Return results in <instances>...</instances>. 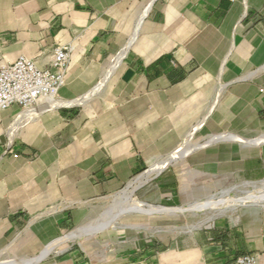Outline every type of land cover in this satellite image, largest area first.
I'll use <instances>...</instances> for the list:
<instances>
[{
    "label": "rangeland",
    "instance_id": "rangeland-1",
    "mask_svg": "<svg viewBox=\"0 0 264 264\" xmlns=\"http://www.w3.org/2000/svg\"><path fill=\"white\" fill-rule=\"evenodd\" d=\"M158 3L152 11L164 8ZM141 7H134L124 28L113 34L126 37L118 46L128 41ZM261 31L252 49L243 47L244 35L240 47L229 55L230 45L227 41L218 45V33L211 28L182 20L168 23L163 13L155 17L151 12L137 42L182 39L185 44L179 47L189 48L198 61L195 86L182 96L178 93L175 105L164 106L138 95L120 74L102 85V73L89 69L80 70L70 82L68 73L62 90L68 99L98 93L86 106L58 110L64 119L55 125L44 119L46 115L37 123L8 129L15 122L14 112L2 127L5 141L8 148L30 147L31 155L21 159L19 154H9L1 165L0 263L35 259L78 228L90 231L87 246L71 242L43 264H63L74 257L82 258L81 264H121L147 246L160 253L196 246L213 230H229L260 242L264 213L255 228L239 215L237 226L221 217L192 234L184 231L200 218V212L193 210L197 205L225 200L229 194L254 192L264 197V145L255 143L264 142V115L259 112L264 102V28ZM115 127L128 131L147 163L141 175L117 186L98 181L96 167L88 165L92 132ZM14 131L20 136L9 146V133ZM224 136L240 141L211 143ZM248 144L257 146L241 147ZM154 166L160 167L155 179L131 195L130 183ZM134 197L146 205L188 211L181 218L133 213ZM17 213H23L24 222L8 232L7 222ZM158 229L162 232L155 234Z\"/></svg>",
    "mask_w": 264,
    "mask_h": 264
},
{
    "label": "crops",
    "instance_id": "crops-1",
    "mask_svg": "<svg viewBox=\"0 0 264 264\" xmlns=\"http://www.w3.org/2000/svg\"><path fill=\"white\" fill-rule=\"evenodd\" d=\"M158 2L164 8L152 11ZM139 5L142 7L133 29H139L136 42L128 54L122 56L133 31L121 47L117 43L126 37L118 39L113 34L124 28L123 23L130 12ZM144 5V0H0V46L8 61L13 62L24 55L45 67L56 46L71 45L74 51L69 82L76 79L80 70L92 69L102 73V83L106 71L115 66L110 77L120 74L127 87L132 86L138 95L151 97L170 107L175 105L181 93L186 94L195 86L198 61L189 48L179 47L185 44L182 39L137 42L151 12L155 17L163 13L168 23L182 20L211 28L218 33V45L225 41L230 45L229 55L237 51L244 35L243 47L252 49L264 28V0H152ZM149 6L148 16L139 28L138 22ZM246 6L247 15L241 19ZM251 75L254 74L248 76ZM63 95L68 101L82 98L68 99L65 92ZM91 96L93 100L95 95ZM18 111L22 110L0 112V176L7 155L19 154L21 159L31 155V148L27 146L8 148L2 133V127L5 128L7 121ZM259 112L264 115V102L259 106ZM44 119L55 125L64 117L58 112V117L48 115ZM89 149L88 165L96 167L94 173L98 181H107L113 186L128 183L141 175L147 166L135 140L121 127L112 131L96 128L91 134ZM22 214L17 213L13 220H8V232L16 231L24 222ZM251 254H258L264 264V238L260 242L250 241L236 232L213 230L196 246L162 253L147 246L128 255L121 264H235L238 258ZM81 261L82 258L74 257L64 260L63 264H81Z\"/></svg>",
    "mask_w": 264,
    "mask_h": 264
},
{
    "label": "bare ground",
    "instance_id": "bare-ground-1",
    "mask_svg": "<svg viewBox=\"0 0 264 264\" xmlns=\"http://www.w3.org/2000/svg\"><path fill=\"white\" fill-rule=\"evenodd\" d=\"M150 9H151V6L147 7L145 12H144V15L139 20V22H138L139 28L142 27L141 26L142 22L148 16ZM234 11H233V13H234ZM247 12H248V7L246 6V8L242 14L241 19L246 17ZM138 31H139V29L136 28L134 30V32L132 33V35L128 41V44L126 45V52H124V54L122 56H126L128 54V52L130 51V49L135 44ZM114 67L115 66H112L109 70L106 71L102 85L107 84L108 78L115 71ZM60 92L56 97H52V98L46 100L42 105H40L36 108L26 110V111H18L16 113L15 122L8 125L7 126L8 129L13 128L15 125H19L20 127H24L25 125H28V124L37 123V122L41 121V119L43 117H45L46 115L57 114L58 110H60L62 108L86 106L87 103L92 101L91 99L93 97L91 95H96L98 93V92H95V93L93 92L90 96L82 97L79 100L68 101L62 97V94H60ZM19 136L20 135L18 134V131L10 132L9 137H8L9 138V146L12 145L14 140L16 138H18ZM236 141L238 142L240 140L237 139L236 137L224 136L222 138H218V139L214 140L211 143L212 144L220 143V142H222V143H228V142L236 143ZM255 143L260 144V145H264V142H261V143L255 142ZM250 145L249 146H241V147L244 149L250 147L249 149H251L252 147L254 148L255 146H257V145H254V146L253 145L250 146ZM207 147H208V145H207ZM159 170H160V167L154 166L149 174H147L145 176H140V177L136 178L132 183H130V187L132 188L131 195H134L138 188L146 186L150 182H152L155 179V177L157 176ZM225 180H226V178H225ZM231 191L234 192V190H231ZM229 193H230V191H229ZM260 194H262V193H260ZM131 202H132L131 207L132 206L137 207V209L134 210L133 213L145 214V215H149V216H154V215H159V214L162 215L163 214V215H166L168 217H173V218H179L180 217L181 218V217H185L186 211H188V210L183 209V208H165V207H156L154 205H146L145 203L138 202L135 199V197ZM193 210H197L200 212V214H199L200 218L198 219V221L193 226L188 227L187 230L184 231V233L186 232V233L192 234L197 229L201 228L202 226H205L209 223H212L221 217H223V218L225 217L227 219V223H230L232 225L237 226L239 224V220H238L240 217L239 215H241V217H245L248 220L250 227L255 228L258 224H260L262 222L261 214L264 213V197H263V195L259 196V194L255 195L254 192H253V194L252 193L250 195L247 194L246 196H242L239 194L232 196L229 194L227 196V199H225V200L205 202V203H202L201 205L195 206L193 208ZM157 219H159V218H157ZM32 227H33V224H32ZM148 231H150V230H148ZM152 231H153V229H152ZM160 232H162V230L161 231L160 230L155 231L154 233L158 234ZM89 233H90V231H87V230L85 231V230H83V228H78L75 231L71 232L70 234L55 240L50 245V247L48 249H46L43 252V254L40 255L39 257L32 259V260H29V261L26 260V262H24L22 264H43L51 253L58 254V253L62 252V250L65 248V246L71 242H80L84 246H87V241L90 238ZM130 233H132V232H130ZM130 233H128V234L130 235ZM131 240H132V238H131ZM131 240H129V241H131ZM0 264H15V263H0Z\"/></svg>",
    "mask_w": 264,
    "mask_h": 264
},
{
    "label": "built area",
    "instance_id": "built-area-1",
    "mask_svg": "<svg viewBox=\"0 0 264 264\" xmlns=\"http://www.w3.org/2000/svg\"><path fill=\"white\" fill-rule=\"evenodd\" d=\"M73 51L71 45L56 46L51 61L43 67L24 55L13 62L8 61L0 46V112L16 108L30 110L56 97L66 85ZM235 264L262 262L258 254H251L238 258Z\"/></svg>",
    "mask_w": 264,
    "mask_h": 264
}]
</instances>
